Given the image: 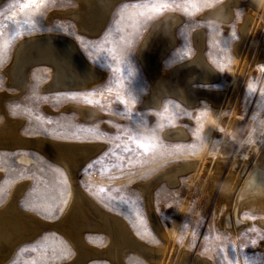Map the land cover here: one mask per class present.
<instances>
[{"label": "rangeland", "instance_id": "374dc122", "mask_svg": "<svg viewBox=\"0 0 264 264\" xmlns=\"http://www.w3.org/2000/svg\"><path fill=\"white\" fill-rule=\"evenodd\" d=\"M75 1L44 0L39 10L21 8L33 0L0 1V91H17L6 85L4 69L19 38L38 31L69 34L88 60L103 70L104 79L85 89L47 90L42 86L50 78L49 69L31 66L27 87L5 98L0 123L6 114L20 121L17 129L24 137L97 144L98 149L77 165L74 180L94 201L125 219L135 238L158 249V255L164 257L163 262L154 263L139 250L126 247L123 264H179L186 255L182 264H188L195 255L211 264H264V227L255 220L262 214L245 208L242 215L251 223L224 229L216 220L221 213V207L216 206L218 186L212 180L205 181L202 166H186L174 179L165 176L175 164L203 162L219 154H228V159L236 153L245 154L250 160L264 156V0H124L112 8L103 29L93 36L79 30L74 19L64 13L76 6ZM161 3L170 6L161 13L150 11ZM192 4L199 11H194ZM169 12L182 20L176 27V42L162 60L163 67L171 70L202 58L206 71H201L200 77L206 79L198 82L195 78L181 87L168 79L163 95L154 100L150 99L154 98L152 83L136 49L152 22ZM200 41L202 49L197 54ZM101 42L105 49H114L119 59L113 60L107 53L98 56L87 46ZM250 86L255 90L250 91ZM89 93L101 103L89 105L63 98L65 94ZM117 95L127 103L118 104ZM83 107L90 111L82 112ZM142 121L145 123L137 127ZM178 128L183 131L168 133ZM136 132L148 140L154 138L158 147L149 153H125L123 146ZM147 181L153 185L151 207L140 187ZM17 183L22 185L18 206L47 222L33 237L19 243L1 264L72 262L78 256L77 246L53 225L61 218L71 193L67 168L32 144L0 145V206L9 200ZM141 218L143 225L139 224ZM82 231L95 247L104 248L109 242L104 230L90 226ZM108 260V256L96 254L86 264H111Z\"/></svg>", "mask_w": 264, "mask_h": 264}, {"label": "bare ground", "instance_id": "6f19581e", "mask_svg": "<svg viewBox=\"0 0 264 264\" xmlns=\"http://www.w3.org/2000/svg\"><path fill=\"white\" fill-rule=\"evenodd\" d=\"M76 1V6L74 5V7H68V9L64 8V10L67 9L64 13H67L72 19H74L79 30L93 36L98 35L103 29L112 8L124 0ZM59 12L61 11L59 10ZM181 20L182 17L173 12L166 13L163 17L156 19L152 22L136 49L137 57L152 83V97L154 98L150 99L159 100L161 95H163L162 89H164V87L168 84V79H170L169 83L176 85V87H181L184 82L188 83L190 80L195 78H198V82L204 81L205 77H200V72L206 69L202 58H198L197 61L192 60L193 62L190 60L188 63H180L175 65L171 70L163 67L162 60L176 42L175 31ZM245 28L246 27H244V29ZM242 36L244 37V35ZM200 42L197 54L198 52H201L202 49V42ZM237 48L240 51L238 46ZM241 48L243 49V47ZM253 48H255V46ZM241 52L242 51H240V53ZM11 55V61L4 69L5 74H7L6 85L8 84L14 86L17 91L15 93L0 91V108L2 109L4 108L5 98L13 94L18 95L27 87L30 79L28 74L29 68L34 65H42L49 69L50 78L42 86L47 90L89 88L99 84L104 79L105 75L103 70L88 60L73 37L69 34L67 35L61 32L38 31L37 33L25 35L21 39L19 38ZM196 58L197 57L195 56V59ZM247 60H249V58ZM211 70L213 69L211 68ZM188 84L190 85V83ZM225 100L223 101L225 102ZM220 103H222V101ZM86 108L87 107L81 111H90V109ZM2 113L4 112L2 111ZM19 122V120L12 119L5 114L3 121L0 123V145L9 146L25 143L32 144L53 158L59 160L69 172L71 193L61 218L53 223L54 226L68 235L78 248V256L68 264H86V260L96 254L108 256L111 264H123L121 262L123 256L122 254L126 247H131L137 251L139 250L154 263L163 262L162 260L164 257L163 255H158V252L159 254L161 253L158 249H154L152 246L140 242L138 238H135L129 229L130 226L128 227L126 224L125 219H123L120 215L107 210L94 201L88 194L81 190L74 180L77 165L84 162L87 157L98 149L97 144L88 142L74 143L55 140L50 141L45 137H24L17 129ZM182 131V129L178 128L171 130L168 133L179 134ZM22 159L29 160L30 158L28 159L22 157ZM206 164L208 165L206 166ZM199 165L202 166L204 170L203 174L205 176V181L208 182L212 180L213 184L218 186L216 206L217 208L221 207V213L218 216V219H216L218 225L224 229H236L249 225L251 220L242 215V210L246 208L253 212L262 214V216L257 217L255 220L259 226L264 227V156H259L250 160L245 156V154L239 155L236 153L229 159L228 154H219L216 156H210L203 162L193 160L186 163L175 164V166L167 170L168 173L166 172L167 175L165 174V176L170 179L175 177L178 171L181 172L185 169L186 166ZM21 187L22 185L17 183L13 187L9 200L3 206H0V264L9 257L13 249L19 243L33 237L47 222L34 213L27 212L25 209L18 206L16 200ZM140 187L146 195V202L150 206L151 191L153 187L152 183L147 181L142 183ZM153 219L154 222L158 223V221L155 220L154 215ZM151 221L153 222V220ZM90 226L99 228L101 231L104 230L107 233L109 242L105 245V247L103 246L104 248L95 247L86 241L82 230ZM160 249L162 250L163 248ZM187 256L188 255H186L179 264H182L184 259H187ZM188 264H211V262L204 257L195 255L194 258L191 257L189 259Z\"/></svg>", "mask_w": 264, "mask_h": 264}, {"label": "snow or ice", "instance_id": "6c2138e0", "mask_svg": "<svg viewBox=\"0 0 264 264\" xmlns=\"http://www.w3.org/2000/svg\"><path fill=\"white\" fill-rule=\"evenodd\" d=\"M43 4H44V0H38V2H37V0H33L32 4L25 3V4L21 5V8L22 9H27V8H30V7H34L36 10H39L43 6ZM169 6L170 5L167 4V3H161L159 5H153L151 7L150 11L153 12V13H161L164 9L168 8ZM190 7L194 11H199V9L196 7L195 4L190 5ZM184 11L186 13H188L189 15L192 14V12L189 11L188 7H185ZM140 15L143 16L144 13H140ZM9 19H12V18L10 17ZM106 41H107V37H105V42ZM103 44H104V42H101V44H99V45H87V46L90 47L92 49V51L95 52L98 56L101 53H107V55L111 56L113 60H118L119 57H117L115 55V50L112 49V48L105 49L103 47ZM221 67H223V66H221ZM261 70L264 71V67H262ZM113 83H115V81ZM254 90L255 89L250 86V91H254ZM108 91L111 93L112 92V88L111 87L108 88ZM92 95H93L92 93H89L87 95L65 94V96L63 98L68 99L70 101H77V102L82 101L83 103H86V104H89V105L100 104L101 101L93 100V99L90 98ZM133 100H135V97H133ZM117 103L118 104H126L127 101L124 100L123 98H121L119 95H117ZM128 111H130V110L126 109V112H128ZM12 114L15 115L16 112L13 111ZM144 123H145V121H142L141 123H139L137 125V127L142 126ZM87 131H89V132H91L93 134H95L97 132L96 129H87ZM97 138H98V136H97ZM116 139H120V137L117 136ZM128 140H129V144L123 146V151L125 153L134 152V151H137V150H140L143 153H149V152L153 151L154 149H156L158 147V145L154 141V138L152 140H148L147 137H144L143 134H141L139 132H136L133 135L129 136ZM133 144L135 145L134 148L130 146V145H133ZM118 147H120V146L118 145ZM112 154L114 155L115 153H112ZM97 163H99V161H97ZM89 167H92V165H89ZM100 191L103 192L104 189L101 188ZM143 223H144V221L141 218L140 221H139V224L143 225ZM253 243H255V241H253Z\"/></svg>", "mask_w": 264, "mask_h": 264}]
</instances>
